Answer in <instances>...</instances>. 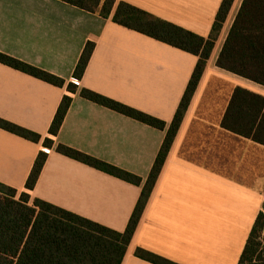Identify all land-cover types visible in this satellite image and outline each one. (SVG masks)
<instances>
[{
	"label": "crops",
	"instance_id": "0c3cea01",
	"mask_svg": "<svg viewBox=\"0 0 264 264\" xmlns=\"http://www.w3.org/2000/svg\"><path fill=\"white\" fill-rule=\"evenodd\" d=\"M116 1L207 37L222 0ZM237 1L225 22L236 7L228 30L242 0ZM227 32L215 44L121 264H152L137 257V249L174 264H238L258 214L264 213V147L221 127L235 87L264 96L263 88L215 66ZM87 43L94 50L76 80L73 72ZM0 53L64 81L55 87L0 64V119L40 136L33 143L0 129V183L123 232L197 58L58 0H0ZM70 84L75 92L68 90ZM82 89L154 117L166 128L85 100ZM64 96L71 103L53 136L49 127ZM46 139L51 148L43 146ZM59 144L141 183L67 158L55 151ZM43 151L45 164L27 190L34 160Z\"/></svg>",
	"mask_w": 264,
	"mask_h": 264
},
{
	"label": "trees",
	"instance_id": "16d2710c",
	"mask_svg": "<svg viewBox=\"0 0 264 264\" xmlns=\"http://www.w3.org/2000/svg\"><path fill=\"white\" fill-rule=\"evenodd\" d=\"M58 1L88 13L98 12L103 19L111 17L112 22L121 27L197 58L123 232L113 231L39 199L31 200L28 194L18 193L0 183V264H121L235 0L221 1L207 37L196 35L116 0ZM93 50V43L84 46L73 72L76 80L83 76ZM0 64L55 87L61 88L64 85L62 79L2 53ZM215 66L264 89V0L241 1ZM68 90L75 92V86L68 85ZM80 97L152 128H166L164 122L154 117L87 89L80 91ZM70 103L71 98H62L50 124L49 134L57 135ZM221 127L264 147V96L240 86L235 87ZM0 129L33 143L40 141L39 135L2 119ZM43 146L51 148L52 142L46 139ZM55 151L129 184L139 186L141 183L138 177L128 172L64 145H57ZM46 158L44 152H39L35 158L25 183L27 190L34 188ZM263 232L264 213L261 212L249 233L238 264H264V243L261 242ZM135 254L152 264H174L140 249Z\"/></svg>",
	"mask_w": 264,
	"mask_h": 264
},
{
	"label": "rangeland",
	"instance_id": "374dc122",
	"mask_svg": "<svg viewBox=\"0 0 264 264\" xmlns=\"http://www.w3.org/2000/svg\"><path fill=\"white\" fill-rule=\"evenodd\" d=\"M239 1H240V0H238L237 2H239ZM236 5H237V4H236ZM235 9H236V7L234 8L232 14L230 15L228 22H227L226 25L224 26V29H223L224 32H225V31L227 32V30H228V26H229V23H230V21H231V19H232V17H233V14H234ZM223 31H222V36H224V32H223ZM263 233H264V232H263ZM263 239H264V235H263V237H262V239H261V242H262V243H264Z\"/></svg>",
	"mask_w": 264,
	"mask_h": 264
},
{
	"label": "built area",
	"instance_id": "2783aa9c",
	"mask_svg": "<svg viewBox=\"0 0 264 264\" xmlns=\"http://www.w3.org/2000/svg\"><path fill=\"white\" fill-rule=\"evenodd\" d=\"M44 153H46V151H43ZM47 154V153H46Z\"/></svg>",
	"mask_w": 264,
	"mask_h": 264
}]
</instances>
